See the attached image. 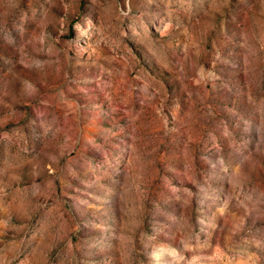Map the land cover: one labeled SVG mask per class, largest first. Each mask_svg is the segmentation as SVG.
Instances as JSON below:
<instances>
[{
    "label": "rangeland",
    "instance_id": "rangeland-1",
    "mask_svg": "<svg viewBox=\"0 0 264 264\" xmlns=\"http://www.w3.org/2000/svg\"><path fill=\"white\" fill-rule=\"evenodd\" d=\"M0 264H264V0H0Z\"/></svg>",
    "mask_w": 264,
    "mask_h": 264
}]
</instances>
